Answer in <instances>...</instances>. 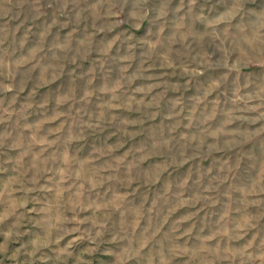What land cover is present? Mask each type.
Wrapping results in <instances>:
<instances>
[{"label": "rangeland", "instance_id": "rangeland-1", "mask_svg": "<svg viewBox=\"0 0 264 264\" xmlns=\"http://www.w3.org/2000/svg\"><path fill=\"white\" fill-rule=\"evenodd\" d=\"M0 264H264V0H0Z\"/></svg>", "mask_w": 264, "mask_h": 264}]
</instances>
